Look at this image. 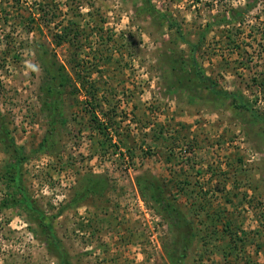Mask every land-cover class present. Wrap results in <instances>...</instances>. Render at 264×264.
Wrapping results in <instances>:
<instances>
[{
  "label": "rangeland",
  "instance_id": "obj_1",
  "mask_svg": "<svg viewBox=\"0 0 264 264\" xmlns=\"http://www.w3.org/2000/svg\"><path fill=\"white\" fill-rule=\"evenodd\" d=\"M2 201L0 264H264V0H0Z\"/></svg>",
  "mask_w": 264,
  "mask_h": 264
},
{
  "label": "trees",
  "instance_id": "obj_2",
  "mask_svg": "<svg viewBox=\"0 0 264 264\" xmlns=\"http://www.w3.org/2000/svg\"><path fill=\"white\" fill-rule=\"evenodd\" d=\"M209 26H210V25H208L206 29H208ZM198 77H199V79H200L201 81L204 80V78H203V76H202L201 74H199ZM224 95H225V93H224ZM226 95L230 96V94H226ZM232 96H233V94H232ZM9 181H10V180H9ZM12 181H13V180H11L10 185H11V186L13 185V187H15V189L18 191L19 188H18L17 184H14ZM15 202L18 203V204H22V205H24V206L26 205V207H27V200H26V198H25L24 196H23V197H20V199L16 200ZM9 205H10V203L7 202V201H2V202H0V210H1V209L8 208ZM34 221H36V220H34ZM36 223H37V222H36Z\"/></svg>",
  "mask_w": 264,
  "mask_h": 264
}]
</instances>
